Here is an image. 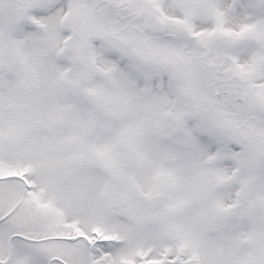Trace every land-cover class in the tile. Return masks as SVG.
<instances>
[{
  "label": "snow or ice",
  "instance_id": "snow-or-ice-1",
  "mask_svg": "<svg viewBox=\"0 0 264 264\" xmlns=\"http://www.w3.org/2000/svg\"><path fill=\"white\" fill-rule=\"evenodd\" d=\"M0 264H264V0H0Z\"/></svg>",
  "mask_w": 264,
  "mask_h": 264
}]
</instances>
